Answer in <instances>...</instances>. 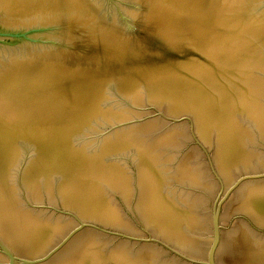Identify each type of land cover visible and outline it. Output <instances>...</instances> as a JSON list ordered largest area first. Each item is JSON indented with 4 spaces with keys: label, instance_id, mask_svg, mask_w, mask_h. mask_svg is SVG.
I'll list each match as a JSON object with an SVG mask.
<instances>
[{
    "label": "water",
    "instance_id": "obj_1",
    "mask_svg": "<svg viewBox=\"0 0 264 264\" xmlns=\"http://www.w3.org/2000/svg\"><path fill=\"white\" fill-rule=\"evenodd\" d=\"M264 124V0H0V228Z\"/></svg>",
    "mask_w": 264,
    "mask_h": 264
}]
</instances>
